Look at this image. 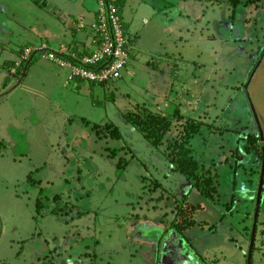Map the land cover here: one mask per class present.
I'll list each match as a JSON object with an SVG mask.
<instances>
[{
  "label": "rangeland",
  "instance_id": "374dc122",
  "mask_svg": "<svg viewBox=\"0 0 264 264\" xmlns=\"http://www.w3.org/2000/svg\"><path fill=\"white\" fill-rule=\"evenodd\" d=\"M195 1L179 6L186 22L139 10L148 22L119 81H70L43 56L10 73L20 77L0 91V264L262 262L264 142L250 135L264 138V0Z\"/></svg>",
  "mask_w": 264,
  "mask_h": 264
},
{
  "label": "crops",
  "instance_id": "0c3cea01",
  "mask_svg": "<svg viewBox=\"0 0 264 264\" xmlns=\"http://www.w3.org/2000/svg\"><path fill=\"white\" fill-rule=\"evenodd\" d=\"M15 1L17 4L14 5ZM189 1L192 3L193 0ZM124 2L122 16L125 26L135 37H137L136 34L140 36L139 24L148 22L146 17L139 15V10L142 7H147V12L155 15L154 20L159 19L160 15H167L166 18L174 21L173 14L178 18V21L192 20L191 13L188 14L185 8L179 7L182 3H189L187 0H124ZM94 3L97 5L95 0H0V27L2 30L0 33V91L7 88L5 85L9 78L13 80L20 77L14 78L10 73L13 62L17 60L24 47L41 48L46 46L50 50H58L63 46L70 49L81 48L82 44L88 43V32L92 30L98 10L93 12ZM19 7L23 9L26 7V13L21 16L17 14ZM148 20L150 19L148 18ZM261 29L259 33L264 36L263 23ZM2 32H6V35ZM175 33L180 37L181 28L175 27ZM262 57H264V50ZM262 64L264 65V59ZM263 65L260 67L262 77L264 76V73H261L264 72ZM260 68H257L255 74ZM69 80L72 81L74 78L70 76ZM261 118L264 116L262 115ZM261 244L259 248L256 247V251L262 253V262L257 261V264L264 262L263 240ZM251 260L253 263L254 259L251 258ZM248 264H251L250 261Z\"/></svg>",
  "mask_w": 264,
  "mask_h": 264
},
{
  "label": "built area",
  "instance_id": "2783aa9c",
  "mask_svg": "<svg viewBox=\"0 0 264 264\" xmlns=\"http://www.w3.org/2000/svg\"><path fill=\"white\" fill-rule=\"evenodd\" d=\"M98 5L93 33L79 51L25 48L12 73L36 54L44 60L71 70V77L82 82L107 85L123 79L129 68L136 37L125 26L116 0H95Z\"/></svg>",
  "mask_w": 264,
  "mask_h": 264
},
{
  "label": "trees",
  "instance_id": "16d2710c",
  "mask_svg": "<svg viewBox=\"0 0 264 264\" xmlns=\"http://www.w3.org/2000/svg\"><path fill=\"white\" fill-rule=\"evenodd\" d=\"M124 0H116V5L119 7V9H120V11H121V13H122V9H123V6H124ZM86 45H87V43H84V44H82L81 45V48H85L86 47ZM81 48H74V50H77V51H79ZM20 55L21 54H19L18 55V60H16V61H14L13 62V66H12V68H11V72H12V69H15L16 68V63L20 60ZM262 55H263V53H261V56L260 57H262ZM38 57H40V55L39 54H36V56L33 58V59H30L29 61H27V62H25L23 65H21V67H19L17 70H19L18 72H16L17 73V75H18V73L19 72H22L23 73V75H24V73H25V71H28L29 69H30V67L34 64V62L38 59ZM15 73V74H16ZM75 80L77 79V78H74ZM78 80V79H77ZM91 85V87L92 88H95L96 86H100V85H98V84H92V83H90ZM172 113H175L174 114V116L175 117H177L179 120H182L183 118H182V116H181V112H180V110H179V108H175L173 111H172ZM164 120L165 121H167V119H165V118H161V121H163L164 122ZM157 121H160V120H157ZM189 123H190V125H189V128H193L194 126H195V121H189ZM143 125H145V124H143ZM202 127V124H199V125H197V129H195V130H193L194 132H198L199 130H200V128ZM161 128V127H160ZM160 128H158V125H153L152 126V129H153V131H155L154 132V135L153 134H149V132H148V134L146 135V137L148 138V139H153L154 141H155V145H159V144H161L162 143V140L164 139V132H160ZM146 129L149 131L150 129L149 128H145V127H143V131L144 132H146ZM189 132H191V131H189ZM189 135L190 134H187V135H185L184 137H186V138H188L189 137ZM250 137L253 139L252 140V142H256V140H262L263 142H264V138H261V137H259V136H254V135H250ZM159 147V146H158ZM263 154H264V150H263ZM113 157V156H112ZM263 160V166H262V170H263V175H264V159H262ZM183 172L184 173H186L184 170H183ZM208 185V184H207ZM206 185H203V184H201V183H198L197 184V182H196V184H193V189H196L200 194H201V196L202 197H204L205 199H210L211 198V196H213V192H215V190L214 191H209V189L207 188V186L205 187ZM188 198V195L187 196H183V202L184 203H187V198ZM187 199V200H186ZM183 202H181V204L182 205H180V208H179V210H180V213L182 212V213H185L184 212V205H183ZM41 206H38V209L40 208ZM43 207H41V209H42ZM41 209H39V212H41ZM55 212V211H54ZM188 222H190L191 224L187 227V228H192V227H194L195 226V222L193 221V220H189ZM177 228H175V232L177 233V235H181V233H182V228H181V226H176ZM180 237V236H179ZM254 248H255V246H254ZM252 261V260H251ZM251 264H253L252 262H251Z\"/></svg>",
  "mask_w": 264,
  "mask_h": 264
}]
</instances>
